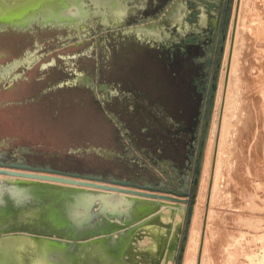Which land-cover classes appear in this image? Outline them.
I'll list each match as a JSON object with an SVG mask.
<instances>
[{
    "label": "rangeland",
    "instance_id": "obj_1",
    "mask_svg": "<svg viewBox=\"0 0 264 264\" xmlns=\"http://www.w3.org/2000/svg\"><path fill=\"white\" fill-rule=\"evenodd\" d=\"M168 1L0 0V11L6 15L0 19V24H6L0 27V67L15 66L0 76V156L101 174L106 180L139 179L142 184L144 178L155 181L158 177L148 170L142 153L150 152L157 140L144 136V125H151L160 109L176 114L186 104L185 88L192 84L185 81L182 72L174 78L168 70L171 51H163L149 37L150 30L137 29L159 27L166 39L168 34L163 28L167 27L164 14ZM225 3V17L229 18L223 26V53L218 67L214 65L218 71L208 75L213 78L217 73L216 89L210 113L207 106L203 129L197 136L203 149L198 182L192 190L196 195L190 223H185L186 211L182 217L179 247L184 249L180 264L185 259L193 214L200 202L197 200L211 124L217 115L219 124L223 114L219 87L236 36L240 42L247 36V43H254L251 54L256 65L249 73L254 76H250L251 81L245 82V75L241 83L242 114H238L236 123L226 114V127L232 123L234 128L229 127L230 133L226 129L225 139L219 137L223 144L219 153L213 151L214 189L208 190L209 196L212 192L211 201L206 199L207 218L201 230L205 264H264V154L260 143L264 136V0ZM36 14L38 19L24 18ZM63 15L78 16L76 26H70L74 22H67ZM240 42L238 51L242 49ZM191 75L195 76L193 70ZM226 86L224 80V92ZM199 100L198 95L192 102L195 115ZM192 122L189 120L190 125ZM196 153L197 149L193 150ZM198 155L199 150L196 162ZM165 224L162 221L160 225ZM184 234L187 238L182 245ZM169 239L164 246H168ZM178 252L179 248L176 255Z\"/></svg>",
    "mask_w": 264,
    "mask_h": 264
},
{
    "label": "water",
    "instance_id": "obj_2",
    "mask_svg": "<svg viewBox=\"0 0 264 264\" xmlns=\"http://www.w3.org/2000/svg\"><path fill=\"white\" fill-rule=\"evenodd\" d=\"M211 89H216V82ZM0 173L16 176L0 179V237H28L36 245L42 264H129L127 252L140 237V230L156 223L166 206L158 199L174 196L171 190L163 193L158 186L141 189L139 184L123 179L104 182L102 176L28 163L0 160ZM101 189L122 190L136 197H117ZM187 195L186 190H180L177 196ZM195 195L190 196V205L185 208L186 225L191 221ZM169 210L174 212L172 207ZM181 237L187 238L185 234ZM183 249L178 244V259Z\"/></svg>",
    "mask_w": 264,
    "mask_h": 264
},
{
    "label": "flooded vegetation",
    "instance_id": "obj_3",
    "mask_svg": "<svg viewBox=\"0 0 264 264\" xmlns=\"http://www.w3.org/2000/svg\"><path fill=\"white\" fill-rule=\"evenodd\" d=\"M226 0H169L164 18L167 20V27L164 31L168 34L162 41L155 40L159 47L166 52L171 51L170 69L173 77L184 76L185 81H191V86L185 88L186 104L180 106L177 113L170 114L163 109L155 113L151 125H144L143 132L149 140H157L150 152H143L142 156L147 162L148 170L158 178L153 181L144 178L142 184L139 179L127 180L139 184L143 189L146 185L160 187L161 192L178 195L180 190H186L187 204L189 203L193 187L197 184V153L200 144L197 136L200 129H203L209 98L211 96V84L215 82V76L208 75L216 72L218 57L223 49L222 40H225L224 21L227 11ZM203 22V24L201 23ZM206 23V26H205ZM163 36V34H162ZM160 41V42H159ZM191 70L195 76L191 75ZM168 72V71H167ZM187 82V81H186ZM214 91V90H213ZM200 96L198 112L194 114L192 107L193 99ZM199 115L200 118H199ZM179 117V118H178ZM152 118V117H151ZM181 118V119H180ZM192 123L190 125L189 120ZM197 153L193 154V150ZM0 160L31 164L36 167H52L58 170L69 171L72 174L82 173L69 168H58L49 164H33L17 157H3ZM84 176L103 177L105 175L82 173ZM113 177V176H111ZM112 179H115L114 177ZM118 180V179H117ZM186 207H188L186 205ZM132 244V241L130 242Z\"/></svg>",
    "mask_w": 264,
    "mask_h": 264
},
{
    "label": "bare ground",
    "instance_id": "obj_4",
    "mask_svg": "<svg viewBox=\"0 0 264 264\" xmlns=\"http://www.w3.org/2000/svg\"><path fill=\"white\" fill-rule=\"evenodd\" d=\"M6 1L11 2V0H6ZM12 1H16V0H12ZM40 13H41V11L37 14H40ZM37 14L36 15H30L29 17H24V18L25 19L30 18L32 20L38 19L39 15H37ZM5 17H6V15L4 14V10L2 12L0 11V19H4ZM63 17H64V15H63ZM24 18L22 20H24ZM64 18L67 22H70V23L74 22L73 23L74 25H70V26H76L75 22H76V19H78V16H74V17L68 16V17H64ZM41 19L43 21H51L50 19H44L42 17H41ZM22 20H19L18 24H20L22 22ZM102 20H103V18H102ZM103 23H107V22H105L103 20ZM201 23L203 24V22H201ZM66 24H68V23H66ZM4 25H6V24H4ZM4 25L0 24V27H3ZM12 25L15 26L17 24H12ZM205 26H206V23H205ZM137 29H139V30H150L151 31V33H149L150 38H154L156 40H160L163 38L162 30L159 27L152 26V28H146L143 26H139V27H137ZM237 35H238V33H237ZM249 35H250V33H249ZM246 38H248V37L245 36V38L240 42V37L236 36V39H235L233 46L231 48V51H232L231 58L228 59L230 64L227 67V69H225V72L227 70V73L223 74L222 82H221L220 87H219L220 89H219V94H218L219 95L218 101H219V104L221 101L223 103V106H222L223 107V112H222L223 114L221 116L219 114V116H220L219 124L217 122L218 115L215 116V119L213 120V123L211 124V126L213 125V127H211L212 130L210 133V143H209L210 145H209V148H208V151L206 154V158H205L206 160L204 162L206 164H205V168L203 169L204 171H203L202 178H201L202 182H201V186H200L199 199L197 200V202H199V200H200V202L196 206L195 212L193 214L192 227H191L190 232H189V239H188L189 242L187 245V249L185 250L186 252L184 254L185 259L183 260L184 261L183 264H205V259H206L205 250H206V248H204L205 247L204 246V237H203L204 233H202L201 230H202V227L204 226V219L207 218V213L204 210V207L206 205L207 200L208 199L210 200L211 195H212V192H210L211 193L210 196L208 195V190L213 191V189H214V185L212 184V181H211V168L214 167L213 164L211 163V159L213 157V151H214V149H216V151L219 153V151L223 147V144H221V142H220L221 140H219V137H221L223 135V138L225 139L226 138L225 133H227L228 130L230 133V130L232 128H234L232 123H228V126L226 127V125L224 123L225 121L228 120L227 118H225L226 114L227 113L230 114L229 120L231 122H234V123H236L238 121L237 120L238 116L240 114H242V113H240V110H242L241 106H240V100H241L242 92H243V88L241 86V83H242V81H244V76L246 75L245 82L251 81V77H254V76L250 75L251 74L250 72H252L253 65L255 64L254 56L251 54L253 52L251 49L252 45L253 46H255V45H254V43L251 44L252 42L247 43L248 40H246ZM239 42L242 45V49H240L238 51ZM25 57H26V54H25ZM28 57L26 59H28ZM30 60L31 59H28L27 62H30ZM247 62L249 63L248 66H247ZM261 67L262 66H260V68ZM13 68H15V66L12 64L6 65L5 67H0V76H5V73H8ZM224 80L227 83L226 92H224L225 88L223 87ZM263 82H264V80L262 81V84H264ZM250 109H251V107H250ZM246 113H247V111H246ZM248 113H249V111H248ZM250 114H252V113H250ZM214 115H215V113H214ZM254 116H252V117H254ZM254 123H255V121H254ZM247 125H248V123H247ZM235 126L237 129V125H235ZM229 127H232V128H229ZM226 129H228L227 132H225ZM250 129H252V128H250ZM241 130L239 131V134H240ZM217 131L219 133H217ZM232 131H234V130H232ZM241 135H242V133H241ZM237 136L239 138V135H237ZM216 138H218V141L215 144L214 141ZM260 143L262 144V153L264 154V136H263L262 142H260ZM259 152H261V150ZM259 155L262 157L261 153ZM16 171H19V170H16ZM27 172L32 173L29 171H27ZM8 178L16 179V176L12 175V174H1L0 173V179H8ZM209 181H211V184L209 183ZM53 183L63 185V183H60V182H53ZM122 188H125V187H122ZM102 191H107V192L112 193L113 195H115L117 197H119V196L123 197V198H134V197H136L132 194L125 193L122 190H119V192L109 191V190H102ZM166 196H169L173 199H169V198L158 199L159 201L163 202L166 206L164 208H162L163 211L158 218L159 221H157L156 223H152L151 225H148L147 227H143V229L140 230L139 241H137L133 245L130 252H127L128 255L126 257H129L128 258L130 260V261L128 260L130 262L129 264H174V260H175L174 255H175L176 248H177L179 241H180L179 236H180L181 228L183 226L182 225L183 224L182 215L185 211V208L187 205V203H186L187 200H186V198L178 197L177 195H174V196L166 195ZM171 207L174 208L173 213H171V211L169 210ZM162 221L164 223H166L164 226L160 225L162 223ZM158 223H160V224H158ZM168 238H170V239H169L168 246L166 247V246H164V244L166 243L165 241H167ZM140 239H141V241H140ZM0 264H42V263L38 259V256L36 253V245L34 244L33 241H31L26 236H14L12 234H9V236L0 237Z\"/></svg>",
    "mask_w": 264,
    "mask_h": 264
},
{
    "label": "trees",
    "instance_id": "obj_5",
    "mask_svg": "<svg viewBox=\"0 0 264 264\" xmlns=\"http://www.w3.org/2000/svg\"><path fill=\"white\" fill-rule=\"evenodd\" d=\"M228 15L225 17V26H226V24H227V22H228ZM224 41L225 40H222V43H224ZM222 53L223 52H221L220 53V55H219V57H218V60H217V64H219V61H220V58H221V55H222ZM218 67V66H217ZM218 70H217V68H216V72H217ZM216 75H217V73H216ZM213 93H214V91L212 90L211 91V97L209 98V102H208V113H210V110H211V107H210V105H211V102H212V97H213ZM208 119H209V114H208V116L206 117V123H205V129L207 128V121H208ZM204 135H205V132H204ZM204 135H203V138H204ZM203 138H202V142H203ZM202 149H203V145L202 146H200V148H199V155H198V161L196 162L197 163V169L199 168V166H200V160H201V152H202ZM186 231L187 230H185L184 231V233H186ZM184 242H185V240H183V243H182V245L184 244ZM181 263V259H177V262H176V264H180Z\"/></svg>",
    "mask_w": 264,
    "mask_h": 264
},
{
    "label": "crops",
    "instance_id": "obj_6",
    "mask_svg": "<svg viewBox=\"0 0 264 264\" xmlns=\"http://www.w3.org/2000/svg\"><path fill=\"white\" fill-rule=\"evenodd\" d=\"M182 217H183V215H182ZM184 220V219H183Z\"/></svg>",
    "mask_w": 264,
    "mask_h": 264
}]
</instances>
